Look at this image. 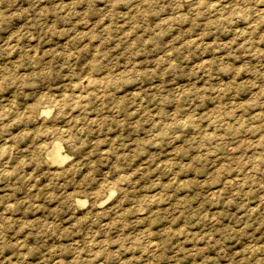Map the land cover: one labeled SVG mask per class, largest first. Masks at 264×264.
<instances>
[{
  "label": "rangeland",
  "instance_id": "1",
  "mask_svg": "<svg viewBox=\"0 0 264 264\" xmlns=\"http://www.w3.org/2000/svg\"><path fill=\"white\" fill-rule=\"evenodd\" d=\"M0 264H264V0H0Z\"/></svg>",
  "mask_w": 264,
  "mask_h": 264
}]
</instances>
